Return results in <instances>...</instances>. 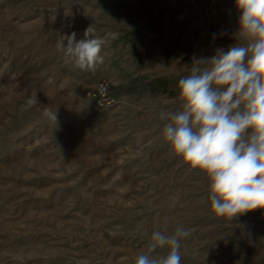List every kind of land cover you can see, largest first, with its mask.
Listing matches in <instances>:
<instances>
[{"label":"rangeland","instance_id":"rangeland-1","mask_svg":"<svg viewBox=\"0 0 264 264\" xmlns=\"http://www.w3.org/2000/svg\"><path fill=\"white\" fill-rule=\"evenodd\" d=\"M89 27L103 63L82 71L56 45ZM237 41L236 0H0V264H135L178 225L181 264H264V209L214 216L162 135L193 58ZM156 78L100 113L86 97Z\"/></svg>","mask_w":264,"mask_h":264},{"label":"clouds","instance_id":"clouds-1","mask_svg":"<svg viewBox=\"0 0 264 264\" xmlns=\"http://www.w3.org/2000/svg\"><path fill=\"white\" fill-rule=\"evenodd\" d=\"M236 7L243 42L193 58L177 84L179 107L167 113L162 132L170 153L208 178L213 215L229 220L264 209V0H236ZM91 31L79 40L75 32L61 35L56 45L82 71L103 63L106 40ZM56 114L44 116L55 122ZM189 235L182 225L171 234L153 231L135 264H181V240Z\"/></svg>","mask_w":264,"mask_h":264},{"label":"built area","instance_id":"built-area-1","mask_svg":"<svg viewBox=\"0 0 264 264\" xmlns=\"http://www.w3.org/2000/svg\"><path fill=\"white\" fill-rule=\"evenodd\" d=\"M88 103L94 112L100 113L115 105L119 97L111 92V86L107 80L101 79L94 88L86 93Z\"/></svg>","mask_w":264,"mask_h":264},{"label":"trees","instance_id":"trees-1","mask_svg":"<svg viewBox=\"0 0 264 264\" xmlns=\"http://www.w3.org/2000/svg\"><path fill=\"white\" fill-rule=\"evenodd\" d=\"M155 82L160 83V79L156 78V79L149 80L146 82L137 81V82L130 84V85H117L114 89L111 90V92L118 95L120 92L137 93V92L141 91L142 89L154 90V89H156Z\"/></svg>","mask_w":264,"mask_h":264}]
</instances>
